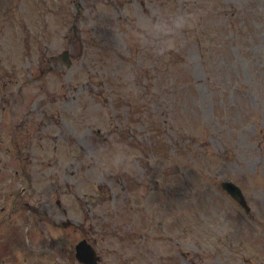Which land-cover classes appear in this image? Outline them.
Here are the masks:
<instances>
[{
	"label": "rangeland",
	"instance_id": "374dc122",
	"mask_svg": "<svg viewBox=\"0 0 264 264\" xmlns=\"http://www.w3.org/2000/svg\"><path fill=\"white\" fill-rule=\"evenodd\" d=\"M26 164L30 190L75 197L74 239L104 236V264H264V0H0V166Z\"/></svg>",
	"mask_w": 264,
	"mask_h": 264
},
{
	"label": "flooded vegetation",
	"instance_id": "af4514ba",
	"mask_svg": "<svg viewBox=\"0 0 264 264\" xmlns=\"http://www.w3.org/2000/svg\"><path fill=\"white\" fill-rule=\"evenodd\" d=\"M21 92L22 88L20 87L18 93L20 94ZM23 113L22 123L24 126V122L30 120L28 119L29 115H27L30 111ZM14 114H17V112L14 111ZM45 117L44 114L41 119L42 122ZM19 134V128L14 127L10 130L9 137L11 139H9L7 148L13 147L16 154L10 156L17 161L21 160L22 156L28 160L31 156V152L27 148L30 146V142H23L18 137ZM24 148L29 152L27 156L22 154V149ZM23 167H27V164L19 167L16 166L11 170L8 169L9 167L4 169L3 166H0V225L3 226L0 233V244H3L2 242L13 244L9 245L8 253L10 251L12 254H15L14 251L20 252L21 256H24L25 264H61V260H64V258H66L67 262L71 258L76 260L75 248L83 240L91 244L96 250L98 264L107 263L105 255L98 247V244L103 240L101 237L104 236L101 235L95 238L94 234H89L83 235L77 240L74 239L73 227L75 225L76 204L75 197H73L74 192H71L73 194V198L70 199L71 202H63L59 198L58 189L55 186L47 187L40 185L39 188L30 190L33 186L31 185V181H28L30 178H27V176L33 172L29 168ZM11 172L14 175H21L18 179L19 181L22 179L23 184L19 182L20 186L14 185L13 183H17V181L14 182L11 177L7 178L8 180H4ZM51 181L54 182L53 178ZM55 184L57 183L55 182ZM72 185L70 183L68 187L70 189L74 188ZM100 186L101 184L96 187L99 195L103 193V189ZM89 192L90 190L88 189L86 194ZM77 206L79 207V205ZM18 216H21L20 220H14ZM56 230H58L57 234L55 233ZM60 231L63 232V236L65 237L61 239L62 242L57 240L59 239L57 235L60 234ZM58 243H61V245L58 246ZM1 261L5 260L2 258ZM77 262L83 264L78 260Z\"/></svg>",
	"mask_w": 264,
	"mask_h": 264
},
{
	"label": "clouds",
	"instance_id": "9594fccd",
	"mask_svg": "<svg viewBox=\"0 0 264 264\" xmlns=\"http://www.w3.org/2000/svg\"><path fill=\"white\" fill-rule=\"evenodd\" d=\"M180 23L179 20L159 18L154 21L146 22V27L153 34V38L161 39L163 41V47L165 49L174 48L176 41L172 38L171 33L175 31V26ZM156 34H166V35H156ZM122 156H126L127 153H121ZM128 159H131L129 156Z\"/></svg>",
	"mask_w": 264,
	"mask_h": 264
},
{
	"label": "water",
	"instance_id": "95a60500",
	"mask_svg": "<svg viewBox=\"0 0 264 264\" xmlns=\"http://www.w3.org/2000/svg\"><path fill=\"white\" fill-rule=\"evenodd\" d=\"M222 185L229 190V192L238 200L240 201V203L246 208L247 211H249V206L246 203V200L244 199L243 195L241 194L240 189H238L237 186H235L233 183L231 182H223ZM84 254L82 253L81 250H79L78 252V257H80L81 259H85L84 258Z\"/></svg>",
	"mask_w": 264,
	"mask_h": 264
}]
</instances>
